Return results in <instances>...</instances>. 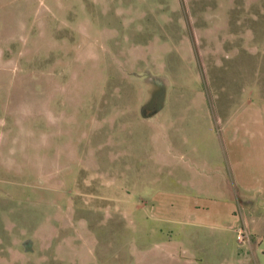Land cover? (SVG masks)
<instances>
[{"label":"rangeland","instance_id":"1","mask_svg":"<svg viewBox=\"0 0 264 264\" xmlns=\"http://www.w3.org/2000/svg\"><path fill=\"white\" fill-rule=\"evenodd\" d=\"M18 5L1 43L0 264H264V206L224 184L208 198L225 121L264 97V0Z\"/></svg>","mask_w":264,"mask_h":264},{"label":"crops","instance_id":"2","mask_svg":"<svg viewBox=\"0 0 264 264\" xmlns=\"http://www.w3.org/2000/svg\"><path fill=\"white\" fill-rule=\"evenodd\" d=\"M19 1L21 2V0H0V67L2 63H6L1 43L8 40V27L22 24L23 15L19 11L23 10V7L18 5ZM256 83L253 84L255 89L258 87ZM254 92L250 91L248 98L240 102V111L231 114L225 121L223 132L228 145L226 159L229 161V166L217 167L215 172H212L211 177L214 179L212 184L215 185L216 181H219L221 185L216 187L214 193L208 194V198L217 202L216 195L224 190V184L225 191L221 193L222 195L226 193L230 201L234 196L243 210L252 211L264 206V199L258 196V194L264 196V97L262 93L259 97H254ZM254 152L259 155L257 162ZM193 214L195 216L196 213ZM170 247L168 243L160 245L164 251H168ZM166 254L169 258L163 259L161 263L151 261L145 263L141 260L137 261V264H196L197 262L194 259L178 257L174 253Z\"/></svg>","mask_w":264,"mask_h":264},{"label":"built area","instance_id":"3","mask_svg":"<svg viewBox=\"0 0 264 264\" xmlns=\"http://www.w3.org/2000/svg\"><path fill=\"white\" fill-rule=\"evenodd\" d=\"M238 241H239L240 243L244 241V239H243V234H242V233H239V234H238Z\"/></svg>","mask_w":264,"mask_h":264}]
</instances>
